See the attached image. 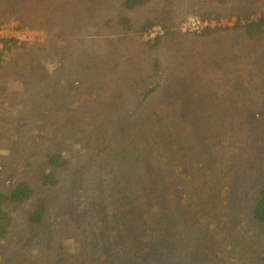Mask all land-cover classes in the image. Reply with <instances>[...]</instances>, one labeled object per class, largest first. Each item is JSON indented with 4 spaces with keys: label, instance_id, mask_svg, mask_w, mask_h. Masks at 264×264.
<instances>
[{
    "label": "rangeland",
    "instance_id": "rangeland-1",
    "mask_svg": "<svg viewBox=\"0 0 264 264\" xmlns=\"http://www.w3.org/2000/svg\"><path fill=\"white\" fill-rule=\"evenodd\" d=\"M99 1L108 5V0ZM234 1H228L222 9H218V4L213 7L200 0L172 2L151 0L147 7L134 12L138 25L147 16L156 17L164 19V23L167 22V26L172 25L177 32L175 38L168 37L163 41L156 54L150 53L141 42L163 34L164 30L160 25L153 28L150 34L134 33L113 46L112 58L118 57L121 53L122 59L127 60L128 67L125 73L136 78L139 95L144 84H156L160 87L157 96L142 108V112L138 107L140 96L135 95L133 99L129 90L119 89L120 83L111 86L112 90L115 87L114 92H107L105 87L104 95L109 93L107 96L111 95V99L106 102L107 98H105L102 102H97L96 93L88 91L90 88L88 83L75 82L73 97L76 100V109L60 115V111H65L66 107L58 106V124L62 126L65 122L68 130L75 134L73 137L79 142L82 141L81 139L89 141L94 131L101 134L111 132L109 120L117 119L116 112L119 113L124 106L137 110L136 115L129 116L126 123L119 120L120 127L128 135L132 126L135 127V135L140 123L151 115L162 129L178 125L190 133L187 139L193 137L192 143L198 142L199 154L188 166L182 168L180 176L183 183L184 180L186 181L187 190L191 189L189 193L198 187L201 190L196 197L184 193L183 199L198 209L193 219L200 220L201 223L197 226L209 231L211 237L220 243L218 250L221 253L214 250L219 256L209 261L213 253L206 249L199 255L195 251L191 253L192 249L188 251L183 244L178 249L171 247L170 244L164 248L150 249L144 254V256L148 255L144 259L149 260L131 264H263L264 262V223L256 221L251 211L253 208L251 205L256 204L260 196L258 194L252 199L254 188L264 184V40L253 45L244 37H240L241 33L234 31L209 39L191 34L194 31L188 27V21L191 22L192 18L198 17L195 13L200 11L201 7H205L204 4L208 5L211 11L221 10L225 14H221L220 24L233 26L237 16L232 13L238 6L239 0ZM112 2L114 8L119 7L118 0ZM262 6L263 3L258 1V12ZM248 9L247 7L246 10ZM260 13L252 15V18H257ZM165 16L169 17V20H166ZM17 24L18 22H10L0 25V39L15 34L11 33L10 29ZM5 27L7 31L3 32ZM54 28L57 33L64 34L65 22H54ZM31 37L42 42L48 41L46 30L38 31ZM96 50L97 46H90L88 53L92 55ZM155 55H158L161 64V70L158 72L151 64ZM108 65L113 67L114 63L109 61ZM95 89L99 88L95 87ZM6 93H0V101L6 100L4 97ZM133 103L136 104L134 108ZM5 115V106L0 104V122ZM8 122L9 119L0 126V169L3 177L0 186L7 190L11 184L29 172L20 160L24 147L31 145V156H33L37 150L32 143L43 141L47 146L46 140L49 138V132L44 131L41 135V131L34 130L37 129L36 124L34 127L29 125L22 127L21 119L19 123L13 125ZM202 126L206 131L203 132ZM113 142L114 139H107L104 163H100V158H95L85 151L79 162L80 167L77 165L75 169H68L62 173L61 186L50 190L35 186L36 196L30 202L32 206L14 208L17 215V223L11 234L14 246L10 248L0 243L2 256L0 264H113L114 262L124 264L132 256V252L135 251L131 252L130 247L122 251L119 247L89 245L90 239H98L104 235L107 227L102 226V221L109 222L106 216L114 214L110 205L113 199H107L105 195L96 198L99 193L96 187L102 185L112 187L107 172L111 157L109 154L115 148ZM229 144L237 146V155L234 150L229 149ZM60 147L63 151L69 148L65 139L61 140ZM226 149H229L228 153L225 152L227 165L237 162L238 167L231 173L232 178L229 175L230 183H223L224 179L222 180L224 185L222 184L221 192L219 183L221 177L217 176L219 173L216 165L221 150ZM44 150L45 148H38L39 152ZM80 150L81 147L77 144L71 148V153L77 156ZM100 173L104 175L101 176ZM208 173L213 176L208 181L212 188L216 187V190L202 195L200 193L205 188L204 180L208 179ZM255 176L256 182H254ZM95 177L98 180L94 181ZM175 193L178 196L182 195ZM206 199H209L212 205H205ZM44 203L47 210L45 221L39 226L25 223L23 218L26 214L25 210L28 207V211L35 208L32 210L34 212ZM186 220L188 229H191L190 215H186ZM66 228L69 229L71 233L69 235L73 240L81 239L83 235V243L72 244L73 246L67 244L64 250H55L53 246L58 245H52L51 242H55L59 235L62 237L61 233L65 234L63 231ZM195 231V234L194 231L190 233L193 234V239L201 235L200 230ZM105 237L108 239L107 233ZM36 245L39 247H35ZM96 248L100 249L94 251ZM153 254L157 256L156 259L152 258Z\"/></svg>",
    "mask_w": 264,
    "mask_h": 264
},
{
    "label": "trees",
    "instance_id": "trees-1",
    "mask_svg": "<svg viewBox=\"0 0 264 264\" xmlns=\"http://www.w3.org/2000/svg\"><path fill=\"white\" fill-rule=\"evenodd\" d=\"M118 1L119 7L114 8L112 0H108V5L99 0H0V25L18 22V26L22 25L19 29L28 27L37 31L46 30L48 35L47 42L38 39L29 41L15 38L0 39V93L7 92L4 94L6 100L0 101V104L5 106L6 113L5 117L1 116L0 126L8 119L10 125L19 123L21 119L22 127L27 125L34 127L36 124L37 129L34 130L41 131V135L44 131L49 132L47 146L43 141L32 143L37 150L33 156H31V145L24 147L20 160L29 172L11 184L8 190L0 186V243L10 248L14 246L11 240L12 229L17 223L14 208L32 206L30 202L36 196L35 186L49 190L57 189L61 186L62 173L68 169H75L77 165L80 167L79 162L85 151L95 158H100V163H104L107 139H114L115 148L109 154L111 157L107 172L112 187L108 188L105 185L96 187L99 190L97 199L104 195L107 199H113L110 205L114 214L106 216L109 222L102 221V226L107 227L104 226L108 239L104 233L98 239H90L89 245L119 247L122 251L130 247L131 252L132 250L135 252H132L130 257L132 259L129 258L124 264L137 261L143 263L149 260L144 259L148 256L144 254L150 249L164 248L170 244L175 249L183 244L188 251L192 249L191 253L195 251L199 255L206 249L213 253L210 260L206 259L211 261L221 253L218 250L220 243L211 237L209 231L197 226L201 222L193 217L198 213V209L183 199L187 193L196 197L201 190L198 187L189 193L191 189L187 190L186 181L184 180L183 183L180 176L182 168L188 166L200 152L198 142L192 143L193 137L187 139L190 133L178 125L162 129L150 115L140 123L136 131L137 135H134V126L130 128L128 135L120 127L119 120L126 123L129 116L136 115L137 110H131L127 106L122 107L119 113L116 112L117 119L109 120L111 132L101 134L94 131L89 141L81 139L82 141L79 142L73 137L75 134L68 130L65 122L62 126L58 124V106L66 107L65 111H60V115L76 109V100L73 97L75 82L88 83L90 87L88 91L96 93L97 102H102L105 98H107L106 102L111 99V95L107 96L111 91H115V87L112 90L111 86L120 83L119 89L129 90L132 98L135 95L140 96L138 107L141 112L142 108L158 94L159 85L144 84L139 95L136 78L125 73L128 67L127 60L122 59L121 53L118 57L112 58L113 46L134 33L150 34L153 28L160 25L164 30L163 34L141 42L150 53L156 54L163 41L168 37L175 38L177 32L172 25L167 26L164 19L156 17L147 16L142 23L137 24L134 12L147 7L151 0ZM228 1L232 0H200L213 7L218 4V9H222ZM258 1L263 3L259 10L261 13L257 18H252V15L259 13ZM204 5L205 7H201L195 15L203 22H213L214 26L208 24L200 31L191 34L211 39L234 31L241 33L240 37H244L253 45L264 40V0H239L238 6L232 13L237 16L233 26L220 24L221 14H225L221 10L211 11L208 5ZM165 19L169 20V17L165 16ZM60 21L65 22L64 34L57 33L54 28V22ZM93 45L97 46V50L91 55L88 49ZM109 61L114 63L113 67L108 65ZM151 64L156 72L161 70L158 55L152 58ZM105 87L109 93L104 95ZM135 105L133 103V108ZM132 128L133 133H131ZM202 129L203 132L206 131L204 126ZM63 139L69 146L64 151L60 147ZM77 144L81 150L76 156L71 153V148ZM40 147L45 150L39 152ZM229 149L234 150L237 155V146L229 144ZM229 149L221 150V155L217 159L216 167L220 175L217 176L221 177L219 182L221 192L222 184L230 183L229 175L232 178L231 173L238 167L237 162L227 165L225 155ZM100 175L104 174L100 173ZM256 176L254 182L257 181ZM212 177V174L208 173V179L204 180L205 188L200 194H210L214 189L216 190V187L212 188L208 181ZM2 178L0 169V183ZM93 179L98 180L97 177ZM259 186L260 184L254 188L255 192L252 196V199H255L259 194L258 202L253 203L254 205H251L253 208L250 209L253 218L264 223V184ZM175 192L182 195L178 196ZM83 199L82 201L85 202ZM204 203L212 205L209 199ZM33 209L35 208L28 211V207L23 218L25 223L39 226L47 215L45 203L34 212ZM220 213L223 215L221 209ZM186 215H190L191 229H188ZM195 230H200L201 235L193 239V234L190 233L194 231L195 234ZM63 232L65 234L61 233L62 237L59 235L55 242H51L52 245H58L53 246L55 250L62 251L67 244L75 245L84 241L83 235L81 239L73 240L68 228ZM64 237L69 241L68 243ZM99 249L96 248L94 251ZM156 255L152 258L156 259ZM103 258L106 260L105 257Z\"/></svg>",
    "mask_w": 264,
    "mask_h": 264
},
{
    "label": "built area",
    "instance_id": "built-area-1",
    "mask_svg": "<svg viewBox=\"0 0 264 264\" xmlns=\"http://www.w3.org/2000/svg\"><path fill=\"white\" fill-rule=\"evenodd\" d=\"M193 21H188V27L191 31H200L201 29H203L206 25H214L212 22L210 23H206L203 22L202 20H200L198 17L192 18ZM20 26H18V24L10 29L11 33H15V34H9L6 37H2V38H15L17 40H35L36 38L31 37V35L36 34L38 31L37 30H32L28 27H24L19 29ZM7 31V27L4 28L5 32ZM1 38V39H2Z\"/></svg>",
    "mask_w": 264,
    "mask_h": 264
}]
</instances>
